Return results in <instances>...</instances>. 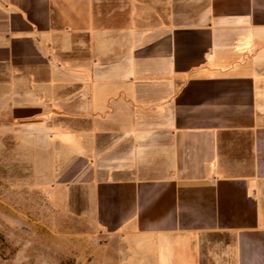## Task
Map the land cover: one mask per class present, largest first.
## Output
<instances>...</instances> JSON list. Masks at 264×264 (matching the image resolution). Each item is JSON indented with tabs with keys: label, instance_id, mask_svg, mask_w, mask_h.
Wrapping results in <instances>:
<instances>
[{
	"label": "crops",
	"instance_id": "obj_1",
	"mask_svg": "<svg viewBox=\"0 0 264 264\" xmlns=\"http://www.w3.org/2000/svg\"><path fill=\"white\" fill-rule=\"evenodd\" d=\"M0 138L94 264H264V0H0Z\"/></svg>",
	"mask_w": 264,
	"mask_h": 264
},
{
	"label": "rangeland",
	"instance_id": "obj_2",
	"mask_svg": "<svg viewBox=\"0 0 264 264\" xmlns=\"http://www.w3.org/2000/svg\"><path fill=\"white\" fill-rule=\"evenodd\" d=\"M37 144L0 142V264H94L103 239L84 203L53 189Z\"/></svg>",
	"mask_w": 264,
	"mask_h": 264
}]
</instances>
